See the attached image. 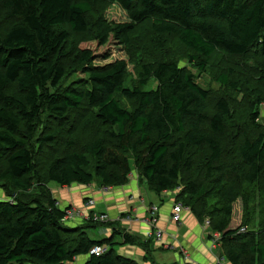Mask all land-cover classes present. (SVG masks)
Wrapping results in <instances>:
<instances>
[{"label": "trees", "instance_id": "trees-1", "mask_svg": "<svg viewBox=\"0 0 264 264\" xmlns=\"http://www.w3.org/2000/svg\"><path fill=\"white\" fill-rule=\"evenodd\" d=\"M111 4L127 22L104 18ZM171 39L220 93L167 55ZM119 46L136 65L131 87L125 61L94 64ZM263 102L264 0H0V264H139L85 231L118 221L73 225L49 187L117 188L132 170L156 195L178 190L175 203L218 234L219 259L264 264Z\"/></svg>", "mask_w": 264, "mask_h": 264}, {"label": "crops", "instance_id": "crops-1", "mask_svg": "<svg viewBox=\"0 0 264 264\" xmlns=\"http://www.w3.org/2000/svg\"><path fill=\"white\" fill-rule=\"evenodd\" d=\"M136 173L132 170L128 183L117 188H101L95 181L87 186L73 184L63 188L50 184V190L61 209L71 206L81 208L87 215L92 211L105 213L109 220L129 216L130 220L122 218L116 222L118 226H114L118 230L101 229V237L112 238L116 244V253L139 264H215L218 253L210 248L208 230L203 228L191 212L183 211L178 223L172 221L175 191L156 195L148 190ZM88 199L94 200L95 204L86 210L82 206H85L83 203ZM153 205L158 207L154 230L147 223L150 218L148 209ZM157 230L162 232L160 240L154 239L152 235ZM119 231H122L121 234H118ZM124 232L138 240L123 244ZM223 264L229 263L224 260Z\"/></svg>", "mask_w": 264, "mask_h": 264}, {"label": "rangeland", "instance_id": "rangeland-1", "mask_svg": "<svg viewBox=\"0 0 264 264\" xmlns=\"http://www.w3.org/2000/svg\"><path fill=\"white\" fill-rule=\"evenodd\" d=\"M103 13H104V18L110 22L118 23V22H127L128 21L126 13L117 4L108 5L107 7H105ZM141 32L143 33L142 40L148 39V34L145 31H141ZM77 40H78L77 38L73 39V37H72L71 40L69 41V43L67 44V48L74 50V47H76V44H77ZM92 48H94V47L92 46ZM95 49H97L98 51L103 50V48H95ZM165 51L167 52V55L171 59H175L178 62L179 66H182V67L185 66L189 70H193L191 68V66L188 64L187 60L185 59V55L188 53V51L181 44H179L175 39L167 40V43L165 45ZM107 55H108L107 59H105V60L98 59L97 61L94 62V64L96 66H103V65L113 63V62L119 61V60L125 61L126 71H127L125 87H131L132 83L134 82V80L136 78V65L134 62H132L129 59L130 55L128 53V49L125 47H120V46L119 47H113V48L109 47L107 50ZM139 55L141 56L142 54H139ZM157 58L162 60L163 55H158ZM219 66L224 67L222 64H219ZM193 72L196 76V82H197V84H199L200 87H202L203 89H210L212 91H217L218 93H220L219 85L216 84V82L214 81V77L212 76V74L209 75L206 73H200L197 70H193ZM213 73H217V71H213ZM77 78H78L77 74H75V73L69 74V76L65 79L64 84H68V83L76 80ZM155 86H156V83L154 81H150L144 89L145 90H151V89H154ZM243 99H244L243 96H241V95L238 96V101H243ZM259 112L261 113V117L264 118V102L261 103V105L259 107ZM49 187H50V185H49ZM177 191L178 190H175V193H177ZM2 199H6V198L4 196L3 191L0 189V200H2ZM93 202H94V200H93ZM84 204H86V201L83 203V205ZM94 204H95V202H94ZM84 207L87 210L86 205L82 206V208H84ZM67 208L72 209L73 207L67 206L65 209H67ZM73 209L80 211L82 214H80V217H77L74 220H72V223H80L81 224V223H83L82 221H84V220H86V218H88V215L86 213H84V211H82L81 208L80 209L73 208ZM241 215H242L241 202L238 200L233 205V215H232V221L230 224L231 228H237L241 225ZM120 219H122V217L118 216L117 220H110V221H119ZM101 229H103V228L91 226V227H87L85 229V231L91 239L98 240V239L102 238L101 237L102 236L101 235ZM77 234L78 233H76V234L75 233H64L63 237L64 238H68L70 236L76 237Z\"/></svg>", "mask_w": 264, "mask_h": 264}, {"label": "built area", "instance_id": "built-area-1", "mask_svg": "<svg viewBox=\"0 0 264 264\" xmlns=\"http://www.w3.org/2000/svg\"><path fill=\"white\" fill-rule=\"evenodd\" d=\"M85 205H86L87 209H91L94 205V202L92 199H88L86 201ZM157 210H158V207L154 206V205L148 209V211L150 213V216H149L150 218L147 220V223L150 227H152V229L154 227H156V224H157V218L155 217V213L157 212ZM183 211H189V209L187 207H184L180 203H174V205L172 207V215H171L172 221H174L175 223L180 222L181 217H182L181 215H182ZM64 213H65V216H64L65 221H72L75 218L80 217V214H82L80 211L75 210L73 208L72 209H70V208L64 209ZM122 218H124L126 220H130V217L127 215L123 216ZM89 219L93 223H105V222L110 221L107 214L95 213L93 211L88 213V218H86V220H89ZM202 226L204 229H208L209 222L207 220H205L203 222ZM152 235H153V238L157 239V240H160L162 238V232L160 230L153 232ZM208 235H210V238L208 240L210 242L211 250H216L218 247V240H219L218 234H216V233H210L209 234V232H208ZM105 251H106V247L95 246L93 249H91V254L98 256V255L103 254ZM223 262H224V260L218 258L216 260L215 264H223Z\"/></svg>", "mask_w": 264, "mask_h": 264}]
</instances>
